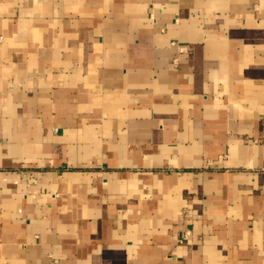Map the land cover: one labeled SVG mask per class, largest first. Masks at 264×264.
<instances>
[{
  "label": "crops",
  "instance_id": "0c3cea01",
  "mask_svg": "<svg viewBox=\"0 0 264 264\" xmlns=\"http://www.w3.org/2000/svg\"><path fill=\"white\" fill-rule=\"evenodd\" d=\"M0 264H264V0H0Z\"/></svg>",
  "mask_w": 264,
  "mask_h": 264
},
{
  "label": "built area",
  "instance_id": "2783aa9c",
  "mask_svg": "<svg viewBox=\"0 0 264 264\" xmlns=\"http://www.w3.org/2000/svg\"><path fill=\"white\" fill-rule=\"evenodd\" d=\"M181 52H184V49H182Z\"/></svg>",
  "mask_w": 264,
  "mask_h": 264
}]
</instances>
